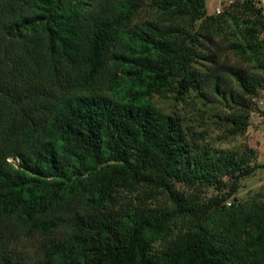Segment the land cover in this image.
Listing matches in <instances>:
<instances>
[{
	"label": "trees",
	"instance_id": "1",
	"mask_svg": "<svg viewBox=\"0 0 264 264\" xmlns=\"http://www.w3.org/2000/svg\"><path fill=\"white\" fill-rule=\"evenodd\" d=\"M261 2L0 0V264H264Z\"/></svg>",
	"mask_w": 264,
	"mask_h": 264
},
{
	"label": "rangeland",
	"instance_id": "2",
	"mask_svg": "<svg viewBox=\"0 0 264 264\" xmlns=\"http://www.w3.org/2000/svg\"><path fill=\"white\" fill-rule=\"evenodd\" d=\"M234 1L236 0H206V6L209 13H218L226 7H230ZM261 1L264 6V0ZM258 105L261 111L257 110L253 113L251 126L244 136L225 142L213 137L214 143L220 147L227 146L241 149L244 145H247L259 152L260 162L263 166L254 175L242 180L238 195L243 198H246L251 190L264 192V92L258 99ZM188 115L189 112H187Z\"/></svg>",
	"mask_w": 264,
	"mask_h": 264
}]
</instances>
